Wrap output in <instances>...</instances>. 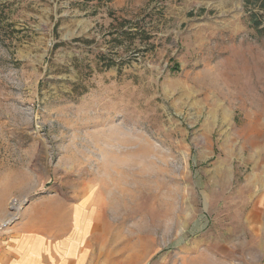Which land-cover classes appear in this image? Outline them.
<instances>
[{"label":"rangeland","instance_id":"1","mask_svg":"<svg viewBox=\"0 0 264 264\" xmlns=\"http://www.w3.org/2000/svg\"><path fill=\"white\" fill-rule=\"evenodd\" d=\"M263 15L0 0V178L25 192L10 205L88 197L106 264H264Z\"/></svg>","mask_w":264,"mask_h":264},{"label":"crops","instance_id":"2","mask_svg":"<svg viewBox=\"0 0 264 264\" xmlns=\"http://www.w3.org/2000/svg\"><path fill=\"white\" fill-rule=\"evenodd\" d=\"M3 180L0 222L9 215L12 197L25 194L9 186L8 177ZM93 208L88 197L70 200L56 192L34 197L5 233L0 264H106L96 252L99 223Z\"/></svg>","mask_w":264,"mask_h":264},{"label":"built area","instance_id":"3","mask_svg":"<svg viewBox=\"0 0 264 264\" xmlns=\"http://www.w3.org/2000/svg\"><path fill=\"white\" fill-rule=\"evenodd\" d=\"M28 202L29 201L27 200L25 205ZM22 208L23 206L20 204V202H12L9 208L8 217L0 222V253L3 250V237L8 229L21 219Z\"/></svg>","mask_w":264,"mask_h":264},{"label":"trees","instance_id":"4","mask_svg":"<svg viewBox=\"0 0 264 264\" xmlns=\"http://www.w3.org/2000/svg\"><path fill=\"white\" fill-rule=\"evenodd\" d=\"M246 1L250 2V3H255V4L259 3V5L262 6V8L264 9V0H246ZM263 17H264V15H263ZM253 23H254V27L256 28L257 32L259 34L264 35V25H263L264 22H263V20L262 21L259 20L258 17L256 16L253 18ZM108 66H111V65L108 64Z\"/></svg>","mask_w":264,"mask_h":264},{"label":"bare ground","instance_id":"5","mask_svg":"<svg viewBox=\"0 0 264 264\" xmlns=\"http://www.w3.org/2000/svg\"><path fill=\"white\" fill-rule=\"evenodd\" d=\"M257 99V98H256ZM260 100H254L255 104L258 105ZM264 117V113L262 111H257L256 112V119H257V124L260 122V120Z\"/></svg>","mask_w":264,"mask_h":264}]
</instances>
